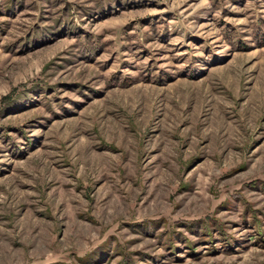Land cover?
<instances>
[{
	"label": "rangeland",
	"instance_id": "1",
	"mask_svg": "<svg viewBox=\"0 0 264 264\" xmlns=\"http://www.w3.org/2000/svg\"><path fill=\"white\" fill-rule=\"evenodd\" d=\"M0 264H264V0H0Z\"/></svg>",
	"mask_w": 264,
	"mask_h": 264
}]
</instances>
